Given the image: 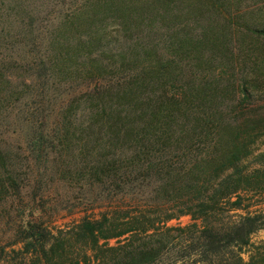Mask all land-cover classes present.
I'll return each mask as SVG.
<instances>
[{"label": "rangeland", "instance_id": "rangeland-1", "mask_svg": "<svg viewBox=\"0 0 264 264\" xmlns=\"http://www.w3.org/2000/svg\"><path fill=\"white\" fill-rule=\"evenodd\" d=\"M260 31L264 0H0V246L14 240L19 220L39 219L65 229L82 217H98L102 209L123 212L133 203L162 209V198L177 192L155 180L164 174L155 165L171 160L177 167V161L205 150L203 139L188 141L183 135L177 143V128L190 133L200 121V129H207L220 119L229 125L251 119L262 128ZM94 86L104 87L96 95L102 101L127 104L136 98L128 108L141 114L122 121L129 129L145 122L173 132L172 138L152 143L147 160L157 172L135 166L127 170L126 183H118L124 180L119 174L100 184L101 178L89 172L94 154L85 158L81 146L70 150L75 141L62 142L68 125L63 116L73 124L84 120L90 110L87 91ZM177 99L179 113L186 114L178 121ZM120 124L117 119L116 128ZM106 133L115 137L113 130ZM36 137L41 146H29ZM90 139L98 145L108 137L95 133ZM131 143L120 141L124 150L136 148ZM251 151L245 164L264 153V136ZM122 156L128 160V154ZM256 201L263 203V196ZM190 223L184 215L166 225ZM251 243L264 246V229ZM242 258L248 261L247 254Z\"/></svg>", "mask_w": 264, "mask_h": 264}, {"label": "trees", "instance_id": "trees-1", "mask_svg": "<svg viewBox=\"0 0 264 264\" xmlns=\"http://www.w3.org/2000/svg\"><path fill=\"white\" fill-rule=\"evenodd\" d=\"M260 35L264 39V31ZM83 72L90 73V69ZM92 89L93 92L87 91L90 110L84 120L73 124L63 116V122L67 120L68 125L63 127L62 142L75 141L70 150L81 146L85 158L94 154L89 172L101 178L100 184L119 174L124 175V180L118 178V183H126L127 170L131 167L137 166L142 171L154 169L147 160L153 155L152 143L172 138L173 132L151 129L145 122L129 129L128 123L122 121L131 113L141 114L136 108H128L136 98L127 104L119 100L120 103L102 101L96 95L104 87ZM178 101L177 121L180 116L186 117L179 113ZM166 116L172 118L171 114ZM117 119L121 121L118 128ZM137 119L140 121L144 116ZM259 123L246 119L240 125H229L220 119L207 129H200V121L190 133L177 128V143L183 135L188 141L203 139L201 145L205 150L192 160L177 161V167L171 160L164 161L161 167L159 163L155 165L161 169L158 172L164 171L163 177L156 176L155 180H160L164 187L170 184L169 190L177 192L175 197L162 191V197L170 198L161 197L162 209L151 211L135 203L125 213L118 212L122 209H102L98 217L93 214L82 217L65 229L47 227L39 219L19 220L14 240L0 246V264H264V246L251 243V237L264 229V153L256 154L254 163L245 164L252 155L251 145L264 136V126L258 128ZM111 130L113 138L106 133ZM197 130L201 131L195 134ZM95 133H103L108 139L96 145L90 139ZM40 138L31 139L29 146L40 147ZM120 141H132L136 148L124 150ZM101 150L108 153L102 155ZM125 154L128 160L122 156ZM259 196H263V203H257ZM184 215L189 217V225H166L175 216ZM110 241L114 244L110 245ZM243 253L247 254V262L242 258Z\"/></svg>", "mask_w": 264, "mask_h": 264}]
</instances>
